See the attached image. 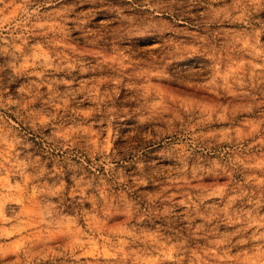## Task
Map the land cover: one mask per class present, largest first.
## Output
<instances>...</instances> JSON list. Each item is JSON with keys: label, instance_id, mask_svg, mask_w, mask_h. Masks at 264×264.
Listing matches in <instances>:
<instances>
[{"label": "rangeland", "instance_id": "obj_1", "mask_svg": "<svg viewBox=\"0 0 264 264\" xmlns=\"http://www.w3.org/2000/svg\"><path fill=\"white\" fill-rule=\"evenodd\" d=\"M0 264H264V0H0Z\"/></svg>", "mask_w": 264, "mask_h": 264}]
</instances>
